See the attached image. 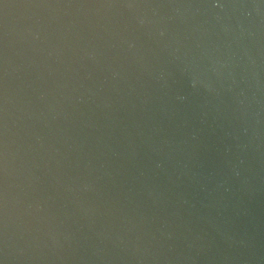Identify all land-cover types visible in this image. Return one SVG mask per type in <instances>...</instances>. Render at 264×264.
Masks as SVG:
<instances>
[{
	"label": "water",
	"instance_id": "water-1",
	"mask_svg": "<svg viewBox=\"0 0 264 264\" xmlns=\"http://www.w3.org/2000/svg\"><path fill=\"white\" fill-rule=\"evenodd\" d=\"M0 264H264V0H0Z\"/></svg>",
	"mask_w": 264,
	"mask_h": 264
}]
</instances>
